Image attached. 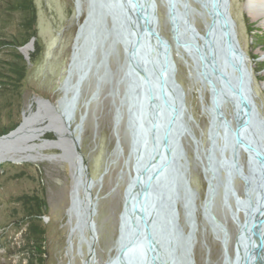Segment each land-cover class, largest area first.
Instances as JSON below:
<instances>
[{"label": "water", "instance_id": "1", "mask_svg": "<svg viewBox=\"0 0 264 264\" xmlns=\"http://www.w3.org/2000/svg\"><path fill=\"white\" fill-rule=\"evenodd\" d=\"M165 1L171 40L159 31L155 0H87L85 18L74 38V41L76 37L80 38L73 66L79 77L84 72V66L88 68L92 64L93 51L103 49L108 39L111 41L102 51V60L98 63L104 66V75H107L105 56L114 50L115 44L119 43L124 52L121 103L126 109L133 178L128 179L130 181L123 192L115 239L117 247L113 257L109 256L103 264L194 263L196 208L194 192L185 174L186 166L181 162L184 151L180 142L184 134H191L188 122L194 118L186 106L185 90L176 78L172 43L190 50L193 69L197 76L200 75V81L207 84L209 103L215 110L214 114L211 112L213 118L208 128L210 144L205 155L210 172L206 192L209 199L203 202L202 209L203 214L207 211L204 215L213 230L219 226L223 235H226L224 226L209 212L215 187L213 179L222 171L225 185L230 189V165L237 163L240 146L247 156L246 174L241 178L244 198L232 192L236 209L243 214V219L237 223L231 213L238 228L233 254L230 256L228 249L224 248L223 263L264 264V117L253 99L251 72L248 66L239 62V59L247 57L237 37L230 0H192L201 9L196 13L203 20L202 33L189 19V13L197 9H193L188 0ZM105 18L111 21L109 27L103 21ZM198 32L202 36H198ZM34 40L31 38L19 48L27 61L29 55L22 48L30 44L32 49ZM69 87L65 79L59 89L66 92ZM76 93L77 89L70 99L64 94L56 106L40 99L41 105L53 108L48 125L56 127V124H62L60 129L63 133L58 136L53 131L56 142L44 139L46 143L40 147L55 146L63 152L70 166L73 162L76 164L74 174L77 181L75 178L73 182L82 188V195L79 196L77 191L73 194L71 190L68 210L74 216L79 236L83 238L85 230L92 235L89 254L83 262L90 264L94 255L97 200L92 194V187L101 184L105 171L97 179L91 177L87 160L80 151L79 138L74 135L75 129L70 128ZM225 103L232 106L233 120L224 112ZM39 118H42L41 114H34L32 123ZM23 121L24 113L21 122L0 135V139L14 132ZM34 131L21 136L22 141L28 140ZM9 142L1 143L0 148L15 146V142ZM116 148H119L118 141ZM235 168L239 176L243 167ZM224 195L226 197L228 192ZM177 204L183 210L187 232L178 222Z\"/></svg>", "mask_w": 264, "mask_h": 264}, {"label": "rangeland", "instance_id": "2", "mask_svg": "<svg viewBox=\"0 0 264 264\" xmlns=\"http://www.w3.org/2000/svg\"><path fill=\"white\" fill-rule=\"evenodd\" d=\"M33 1L36 13V42L33 43L32 49L30 44L25 47L29 60L21 81L19 97L21 103L14 104L10 110H0V125L12 121L20 123L22 113L24 116L32 117L34 114H41L42 118L27 126L23 130V135L32 128L48 126V130L38 138L36 133L31 134L26 141H22L23 135L11 139L9 143L15 142V146L6 149L23 158L20 160L7 158L0 162V264H25V260L21 261L22 254L15 248L22 231L17 227L22 212L16 198L24 193L37 194L43 199L41 225L44 229L45 264H83L89 254L88 244L80 242L82 237L79 236V232L70 240V224L75 222L68 210L72 189L71 166L59 148L40 147L46 143L44 139L56 141L53 131L58 136L63 134L58 129L60 123L56 124V127L48 125L53 108L41 105L43 103L40 99H46L56 106L64 94L71 95L75 89L77 93L70 128L75 129L74 135L79 138L80 151L87 160L91 177L97 179L105 171L101 184L92 187V194L96 195L97 200L94 215V255L90 259V264H103L115 252L123 192L129 176L133 173L132 159L129 157L130 137L126 128V109L121 103L124 92L120 81L121 65L124 60L123 48L116 43L114 50L105 56L107 75H104V66L98 63L102 60V51L111 41L108 39L103 49L96 48L93 51V62L88 68L84 66V75L79 77L75 71L69 77L68 91L60 90L68 76L67 69L74 38L78 26L85 18L88 2ZM155 1L159 31L171 40L169 21L166 18V1ZM188 1L193 9H197L189 13V19L202 33L203 20L196 13L201 9L192 0ZM230 13L236 23L240 46L247 57L239 59V62L248 66L251 72L253 99L264 117V16L253 17L248 13L245 0H230ZM103 21L107 27L111 25L109 18ZM199 34L198 36L201 35ZM189 51L172 43L176 78L185 90L186 106L194 118L188 122L191 134H184L180 140L184 151L181 162L186 166L185 174L194 192L196 206L193 264H224V248L228 249L230 256L233 254L234 238L238 228L231 213L235 216L236 212L241 222L243 219V214L236 209L232 192L235 191L237 197L244 198V182L241 178L246 174L247 156L240 146L237 163L230 165L232 173L230 189L225 185L222 171L213 179L215 187L209 202V212L224 226L226 235H223L220 228L214 227L213 230L202 210L203 202L206 200L207 180H210L205 155L210 144L208 128L212 107L209 103V88L200 81V75H196ZM230 66L232 67L231 63ZM223 109L226 116L230 115L233 120L232 106L225 103ZM219 133L221 135V131ZM117 141L119 148H116ZM216 158H219L218 154ZM108 161L109 167L106 171ZM236 166L243 167L240 177L234 171ZM76 191L79 196L82 195V192L77 189ZM227 192L228 195L225 197L224 193ZM177 210L178 222L184 232H187L188 227L184 222L180 204H177ZM84 234L91 235L86 231Z\"/></svg>", "mask_w": 264, "mask_h": 264}, {"label": "trees", "instance_id": "3", "mask_svg": "<svg viewBox=\"0 0 264 264\" xmlns=\"http://www.w3.org/2000/svg\"><path fill=\"white\" fill-rule=\"evenodd\" d=\"M36 13L33 0H0V110H10L20 104V87L28 61L19 48L31 38L36 42ZM25 47V46H24ZM23 47V48H24ZM22 48V49H23ZM17 102V103H16ZM18 121L0 125L3 135L18 125ZM22 215L19 243L15 244L25 264H45L44 229L41 225L43 199L37 194L17 196Z\"/></svg>", "mask_w": 264, "mask_h": 264}, {"label": "bare ground", "instance_id": "4", "mask_svg": "<svg viewBox=\"0 0 264 264\" xmlns=\"http://www.w3.org/2000/svg\"><path fill=\"white\" fill-rule=\"evenodd\" d=\"M165 5H166V3H165ZM245 5H246V8H247V10H248V13H250L251 15H253V17H255L256 15H262V16H264V0H245ZM262 9H263V11H262ZM81 25V24H80ZM79 25V26H80ZM200 35V34H199ZM200 36H202V35H200ZM79 44H80V38L79 37H76V39H75V41H74V43H73V48H72V59L70 60V62H69V66H68V71H67V74H68V76H67V78H66V80H67V82L69 83V77L71 76V74L72 73H74L75 72V69H74V61H75V59H74V56H76V54H77V51H78V48H79ZM28 45V44H27ZM26 45V46H27ZM25 46V47H26ZM25 47L22 49L23 51H24V53L26 52L25 51ZM27 54V53H26ZM189 54L191 55V52L189 51ZM231 63V62H230ZM75 75V74H74ZM84 75V74H83ZM80 79V78H79ZM64 86V85H63ZM213 92V90L211 91V93ZM71 95H66V97H67V99H70L71 97H72V94H73V92L72 93H70ZM230 99H231V97H230ZM232 100V99H231ZM211 107L213 108V104H211ZM211 108V109H212ZM214 109V108H213ZM212 109V111L211 112H213V114H214V111L215 110H213ZM213 114L211 113V115L213 116ZM32 115H27V116H24V121H23V123L17 128V130H15L14 132H11L7 137H5V138H3V139H0V144L1 143H3V142H9L11 139H13V138H16V137H18V136H20V135H23V130L27 127V126H29V125H31L32 124ZM212 118L213 117H211V121H212ZM62 127V124L61 125H58V129L59 130H62V129H60ZM31 130H33V128L32 129H30L29 131H28V133L27 134H30V132H31ZM48 130V126H44V127H41V128H35V131H34V133L33 134H35L36 135V138H38L39 136H41V135H43L46 131ZM210 131H212V128H211V130ZM26 133V132H25ZM34 135V136H35ZM62 135V134H61ZM34 138V137H33ZM56 141H52V143H55ZM131 157V156H130ZM12 159V160H20V158H23V157H21V156H18V155H16V154H14V152L13 151H8L6 148H0V162H2L3 160H5V159ZM76 164H75V162H73V163H71V168H72V172H71V174H72V184H71V190H72V192H73V194H74V192H76V189L77 190H79L80 192H82L81 190H82V188L81 187H78V186H75L74 185V179L76 178V181H77V175L76 174H74V166H75ZM108 167H109V161L107 162V164H106V171H107V169H108ZM210 174V173H209ZM129 178H133V173L129 176ZM130 181V180H129ZM128 181V182H129ZM209 199V194H207V196H206V200L205 201H207ZM202 207H203V205H202ZM195 208H196V206H195ZM196 210V209H195ZM203 210V209H202ZM185 212V211H184ZM70 213H71V216L72 217H74L73 216V214H72V212L70 211ZM204 214H206L207 215V211L205 210L204 211ZM235 214V216H233L234 218H235V220H236V222L237 223H240L241 221L238 219V217L236 216V212L234 213ZM205 216V215H204ZM206 217V216H205ZM188 227V226H187ZM218 228H220L219 226H217V227H215V229H218ZM86 232H89L88 230H85ZM85 231H84V233H85ZM76 232H78V230L75 228V222L74 223H71L70 224V240H72V237H73V235L76 233ZM89 236H90V238H89ZM91 237H92V235H88V236H86L85 234H84V237L83 238H81L80 239V242H83L84 244H88V247H90V244L92 243V239H91ZM221 238V237H220ZM71 244H72V241H71ZM116 247H117V245L115 244L114 245V249H116ZM111 257H113V256H111ZM84 261H85V259H84Z\"/></svg>", "mask_w": 264, "mask_h": 264}]
</instances>
